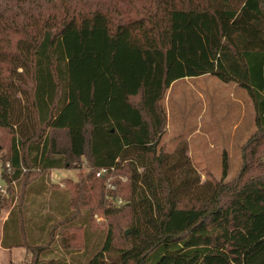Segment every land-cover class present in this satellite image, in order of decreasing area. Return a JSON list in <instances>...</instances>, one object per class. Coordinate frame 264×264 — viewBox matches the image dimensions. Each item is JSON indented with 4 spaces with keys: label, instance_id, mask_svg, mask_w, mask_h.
I'll use <instances>...</instances> for the list:
<instances>
[{
    "label": "trees",
    "instance_id": "obj_1",
    "mask_svg": "<svg viewBox=\"0 0 264 264\" xmlns=\"http://www.w3.org/2000/svg\"><path fill=\"white\" fill-rule=\"evenodd\" d=\"M204 75L254 104L257 133L233 182L226 157L223 179L203 183L186 144L158 151L167 92ZM0 141L6 180L87 161L88 175L66 180L73 204L93 212L96 200L111 222L87 264H264V0H0ZM14 216L4 248L18 241ZM33 250L39 264L45 249Z\"/></svg>",
    "mask_w": 264,
    "mask_h": 264
},
{
    "label": "rangeland",
    "instance_id": "obj_2",
    "mask_svg": "<svg viewBox=\"0 0 264 264\" xmlns=\"http://www.w3.org/2000/svg\"><path fill=\"white\" fill-rule=\"evenodd\" d=\"M163 108L167 126L158 151L173 153L186 144L187 154L203 183L223 179L225 157L229 165L225 182L239 178L246 165V147L257 133L254 104L246 90L224 83L214 75L187 78L169 89ZM56 138L59 144L66 143L63 136ZM1 146L0 141V168H3L1 158L8 149ZM256 157L255 162L260 164L254 173L264 175V168H259L264 163V149ZM71 165L54 173L33 172L26 181L24 177L19 180L16 188L10 187L7 197L0 195V238L12 209L20 208L24 213L21 222L24 229L19 231L17 240L29 242L31 250L27 247L16 257L19 264H34L36 247L45 249L39 252V264H87L104 244L110 218L96 200L91 206L93 212L90 207L74 205L66 186V180L77 183L91 168L84 158ZM42 227L46 229L43 233L46 241L31 245ZM115 231L118 239L130 232L124 223ZM9 234L8 239L13 236L11 231Z\"/></svg>",
    "mask_w": 264,
    "mask_h": 264
},
{
    "label": "built area",
    "instance_id": "obj_3",
    "mask_svg": "<svg viewBox=\"0 0 264 264\" xmlns=\"http://www.w3.org/2000/svg\"><path fill=\"white\" fill-rule=\"evenodd\" d=\"M7 172L9 173L11 170L10 164L6 165V168H0V195L2 197H7L9 194V189L10 187L16 188L18 180L11 179L6 180L4 177V174ZM114 169H101L99 171H96V177L97 178H102L107 176L110 172H112ZM26 172V170H24ZM114 177L112 175H108L107 180H106V199L109 202V205L112 207H120L125 204L124 200L122 198H114L111 196V192L115 190V186H113ZM121 181H126V178L121 177Z\"/></svg>",
    "mask_w": 264,
    "mask_h": 264
},
{
    "label": "crops",
    "instance_id": "obj_4",
    "mask_svg": "<svg viewBox=\"0 0 264 264\" xmlns=\"http://www.w3.org/2000/svg\"><path fill=\"white\" fill-rule=\"evenodd\" d=\"M183 80H187V78H185V79H182L181 81H183ZM180 81V80H179ZM178 83V81L177 82H175L172 86H175L176 84ZM171 86V87H172ZM171 89V88H170ZM55 171H61V170H53V173L55 172ZM63 180V179H62ZM12 211H13V209H12ZM11 211V212H12ZM14 212H15V216H14V219L15 220H17L19 223H20V225H19V231H22L23 230V228H22V226H24V224H22L21 222L23 221V218H24V213H23V211H22V209H18V210H16L15 211V209H14ZM11 214V213H10ZM9 217H10V215H9ZM9 217H8V219H9ZM7 219V220H8ZM7 220H6V222H7ZM5 222V223H6ZM5 223H4V225H3V236L0 238V264H19V262L16 260L17 258L16 257H18V256H21L22 255V251L23 250H27V247H15V245L16 244H14L15 242H21V243H23V242H25V241H22V239L21 240H19V241H16V240H14V238L12 239V240H9V241H7V243H8V247L9 248H4L3 246H2V242H3V240H4V238H5V228H4V226H5ZM43 228V227H42ZM46 230V229H45ZM45 230H44V233H45ZM18 231V232H19ZM38 231H39V234H38V236H41V235H43V234H41L40 232V230L38 229ZM12 233V232H11ZM10 235V234H9ZM37 236V237H38ZM15 238H17V237H15ZM36 239H38V238H36ZM27 241V240H26ZM4 259H6L5 261H4Z\"/></svg>",
    "mask_w": 264,
    "mask_h": 264
},
{
    "label": "water",
    "instance_id": "obj_5",
    "mask_svg": "<svg viewBox=\"0 0 264 264\" xmlns=\"http://www.w3.org/2000/svg\"><path fill=\"white\" fill-rule=\"evenodd\" d=\"M128 233H129V231H128ZM128 233H127V234H128Z\"/></svg>",
    "mask_w": 264,
    "mask_h": 264
}]
</instances>
